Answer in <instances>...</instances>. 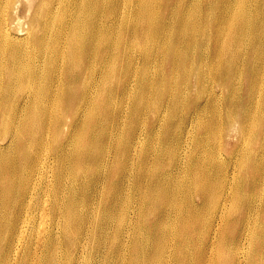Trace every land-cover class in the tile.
<instances>
[{"label":"bare ground","instance_id":"bare-ground-1","mask_svg":"<svg viewBox=\"0 0 264 264\" xmlns=\"http://www.w3.org/2000/svg\"><path fill=\"white\" fill-rule=\"evenodd\" d=\"M127 1L0 0V102H20V112L25 113L32 107H43L44 102L50 101L56 106L58 104L56 108L59 111L55 122L51 117L47 119L34 112L25 118L21 116L15 119L13 114L0 111V229H13L12 232L0 231V247L4 250V253L0 252V258L9 261L8 255L17 256V247L21 244L22 249L27 248L28 255L37 260L44 254L43 247L47 245V249L52 251V257L43 264H201L203 259L215 264H252L254 257L251 255L242 253L238 256L243 259L232 257L237 247L258 246L252 236L251 220L261 212L264 216V170L255 161L250 162L249 143L246 140L241 141L242 145L239 143L237 151L230 155L227 163L216 164L220 166L217 171L222 181L226 178L227 181L233 180L235 187L244 190L246 194H241L238 204L233 206L230 189L219 192V198L213 186L208 211L216 216V223L210 227L211 235L205 239L208 245L206 250L200 253L193 243L182 240L181 257L168 259L166 241L172 239L174 234L196 232L203 210L191 207L173 210L170 198L157 194L147 199L153 206L146 214L153 217L150 224L146 223L145 215L138 209L134 212L135 217L130 218L131 207L134 203L138 205V198L136 196L122 202L121 190L125 181L119 177L121 170L117 160L121 148L113 144L115 133L112 131L107 137L96 136L93 131L95 125L89 121V114L102 113L104 106L93 109L89 114H85V111L76 122L70 119L74 117V109L77 110L88 100L92 86L98 88L108 83L110 78L117 76L118 67L123 63L131 65L127 74L143 93L152 94L153 98L168 93L164 90L171 88L170 83L161 82L158 86L152 79L150 73L156 72L155 65L140 66L141 61H150L162 65L163 78L178 77L184 81L182 89L169 93L178 98L166 106L173 107L181 118L191 114L182 133L187 148L188 140L195 136L191 127L198 120L197 116L203 115L204 108L195 102L196 99L189 101L180 96L189 91L190 85H199L201 80L208 77L207 71L201 74L194 67L203 64V56L190 46L188 37L194 34L199 25H204L203 32L197 35L195 42H205L213 37L215 45L212 44L211 48L217 58V52L227 47L236 33L241 31L250 39L252 16L258 19L260 27H264V12L256 4L258 0H213L208 10L212 15L194 14L183 22L188 29L179 31L161 22L175 20L176 17L166 11L167 8L162 7L163 4L158 0H136L139 2L138 7L128 6ZM231 1H238V7L235 8ZM89 2L102 6L105 13L108 9L115 19L114 26L102 28L96 24L95 19L99 20L105 13L92 17L88 12ZM117 11L121 12L120 15ZM132 17L135 23L131 22ZM224 25L226 29L222 30ZM107 31L120 37L119 43L108 49L102 44L103 39L107 38ZM135 41H156L160 47L158 52L151 49L143 55H137L132 50ZM155 52L160 57L154 55ZM255 52L245 62L250 68L244 65L234 71L228 66L222 71L220 80L225 82L234 74L241 76L254 66L264 71V63L260 57H255ZM108 57L116 67L105 68L104 63ZM219 58L221 61L226 60L224 55ZM25 62L29 63L26 68L22 67ZM64 82L82 86L78 91L76 86H67ZM31 85H41L39 92H33ZM120 86L125 90L127 85ZM213 102L211 96L208 105ZM221 104L219 100L215 109L222 111ZM68 106L72 108L71 112L65 110ZM144 106L145 101L141 100L137 111ZM157 107L152 102L153 111L149 114L155 123L150 129L151 133L161 127L162 119L156 121L160 114ZM243 112L247 119L242 123H238L230 111L226 112L227 126L230 129L238 127L236 133L239 140L244 129H254L258 124L250 117V112L245 109ZM79 125L80 131L70 132ZM10 135L15 136L14 142L9 138ZM28 140L35 143V146H25ZM102 145L109 147L107 152L97 150ZM230 146V141L225 144L220 141L214 152H221ZM199 149L200 145L197 144ZM179 151H182V156L174 166L180 174L185 173L193 163L197 164L200 158L197 154L191 156L184 149ZM263 158L264 155H260L255 160L262 161ZM94 165L105 169V173L97 180L98 185L107 189L104 198L113 196L116 201L105 209L104 220H95L92 226L88 218L93 216L92 212L82 215L75 210L71 195L86 193L82 188L76 189L72 183L79 181L82 176L87 181H94L85 173L77 176L81 167L91 168ZM230 170L238 173V176L230 174L227 177ZM191 174L192 180L189 183L177 175L174 184H188L190 192H195L202 201L211 185L204 183L205 173L200 169L195 168ZM144 181L156 187L160 184V179L155 175L141 176L140 184ZM249 192L258 194L259 199L247 203ZM86 194L89 195L90 191ZM97 194L103 198L99 192ZM66 198L68 201L65 202ZM158 213H162L160 218L157 217ZM170 216L174 218L175 225L163 227V218ZM45 217L51 220L49 225L43 220ZM233 221L235 224L231 225ZM144 223L147 224L148 236L145 240L148 242L146 250L139 251L135 231ZM258 232L264 233V227ZM100 238L108 241L102 244L98 242ZM228 239L232 243L230 249L225 247ZM58 254L69 256L65 259L58 257Z\"/></svg>","mask_w":264,"mask_h":264},{"label":"rangeland","instance_id":"rangeland-1","mask_svg":"<svg viewBox=\"0 0 264 264\" xmlns=\"http://www.w3.org/2000/svg\"><path fill=\"white\" fill-rule=\"evenodd\" d=\"M212 1L213 0H158L159 3L163 4L162 7L167 8L166 11L173 13L176 17L175 20H162L161 22H166L167 26L177 28L179 31H186L188 27L183 22L192 17V15L197 13L201 16H206L208 14L212 15L208 13ZM230 3L235 6V8L238 7V1H231ZM127 4L130 7L139 6V2H136V0H128ZM256 4L264 12V0H258ZM88 7V12H90L92 17H98L104 12L102 6H95L92 2L88 3ZM211 9L213 10V6ZM117 13L120 15L121 12L117 11ZM111 15L112 14H110L107 9V13H105L103 17L99 20L95 19L96 24H100L102 28H111L114 26L115 20ZM128 15L127 13L126 16L128 17ZM251 19L253 27L250 30V39H247L240 31L231 38L227 47L217 52L219 56L224 55L226 57L225 61H221L219 56L217 58L214 57V49L211 48V45L214 44L213 37L205 42L201 40L195 42L197 35L203 32L202 29L204 25H199V28L194 34L190 35L187 39V41H191L190 46L198 50L203 56V64H198L194 67L200 70L201 74H203L204 71H207L208 74V77L201 80L199 85H190L189 91L180 96L189 101L196 99L195 102H199L204 108L203 115L197 116L198 120H196L195 124L191 127L195 136L188 140L187 148L185 147V136H183L182 133L185 130L186 122L189 121L188 116L191 114L181 118L180 114L173 107L166 106L167 103H172L178 98L169 93H174L182 89L184 87V81L179 80L178 77L163 78L162 65H156L150 61H141L140 66L143 67L145 64L146 66L148 64L155 65L157 69L156 72L150 73L152 79L158 86H160L161 82H165L166 84L170 83L171 88L169 90L163 89L168 93L154 98L152 94L143 93L135 80L127 74L131 65L129 63H123L118 67L117 76L110 78L108 83H103L98 88L94 85L92 86V91H90L88 100L84 105L78 107L77 110L74 109V117L70 119L72 122H76L79 120V115L83 114L85 111V114H89L93 109H100L102 105L104 106V111L102 113L89 114V121L95 125L93 131L96 136L107 137L112 131L115 133L116 140H114L113 144L121 148L120 156L117 160L121 170L119 177L125 181L121 190L122 202L135 198L136 196L138 198V205L134 203L131 207L130 218L135 217L134 212L138 209L145 215L146 223L150 224L153 221V217L146 214L152 210L153 206L147 199L154 198V195L157 194H159L160 197H169L170 203L171 201L173 202V206H171L173 210L187 207L203 210L202 219L204 218V220L201 221V219L198 221V230L196 232H191L186 235L174 234L172 239L166 241L169 254L168 259H177L181 257L180 245L182 240L193 243V246H197V250H200V253L206 250L208 245L205 239H208L211 235L210 232L212 230L210 227L214 226L216 223V216L208 211L213 186L215 190L214 193H216L215 195L219 198H221L219 192L230 189L229 191H231L232 196L231 203L233 206L238 204V199L241 197V194H246L244 190L240 191L235 187L233 180L227 181L226 178L222 181L221 174L217 171L220 166L216 165L218 163H227L230 155L237 151L239 143L242 145V140H246L249 143L250 162L253 163V161H255L261 166V169L264 170V158L262 161L255 160L260 155H264V71L254 66L243 72L241 76L234 74L231 79L225 82L220 80V75L225 68L229 66L232 67L234 71L241 69L245 65L247 57L253 55L254 50H256L254 54L255 57H260L264 63V27L259 26L256 17L252 16ZM134 21L135 18L132 17L131 22L135 23ZM224 29H226L225 25L222 27V30ZM119 39L120 37L111 35V33L107 31V38L103 39L102 44L108 49L118 44ZM159 47V43L156 41H143L141 43L135 41L132 44V50L135 51L137 55H143L151 49H156L158 52ZM157 52L153 54L160 57V54H157ZM140 58H142V56L137 58V60ZM110 60L111 58L108 57L107 61L104 63L106 69L116 67ZM36 65H39V62H36ZM28 66V62L22 64L24 68ZM244 67L250 68V65H245ZM85 75L88 76V74ZM232 78L235 79L232 80ZM64 83L67 86H76L78 91L82 86L75 85L74 83ZM205 83L207 86H205ZM120 85L127 86L124 90V87L122 88ZM30 88L33 92H37L39 88H41V85H31ZM114 89H116L115 92H112ZM211 96H213L214 102L209 106L208 100ZM141 100L145 101V106L137 111V105ZM219 100L222 101V111L215 109ZM152 102L157 104V110L160 111L156 121L162 119L160 122L161 127L154 133H151L150 130L153 123H155L149 114L153 111ZM227 103L230 105L228 106ZM56 107H58V104L56 106V104H51L50 101H47L44 102L43 107H32L28 112L21 113L20 109H22V106L20 102H0V111H4L5 114L9 115L13 114L15 119H20L21 116L25 118L30 112H34L45 116L47 119L51 117L52 121L55 122L59 113ZM244 109L250 112V117L256 120L258 124L254 129H244L242 131V138L239 140L236 133L238 127L236 129H230L227 126L226 112L227 110L230 111L236 117L238 123H242L247 119L246 113L243 112ZM65 110L71 112L72 108L68 106ZM16 111L19 112L16 113ZM81 117L83 118V115ZM11 120H13V118ZM45 124L49 125V123ZM80 130L81 125L73 127L70 132H78ZM53 135L54 134H51V136ZM63 135H61L62 139L64 138ZM9 138L13 142L15 141V136L10 135ZM220 141H222L223 144L230 141L231 146L225 147L221 152L215 153L214 151L217 149ZM197 144L200 145L199 150H197ZM30 145L34 147L35 143L28 140L25 146ZM107 149H109L107 145H102L98 147L97 150L107 152ZM183 149L186 150L188 154L190 153L191 156L197 154L200 160L197 164L193 163L185 173L179 174V169L174 166V163L182 156V151L179 150ZM195 168L205 173L204 183L211 185V189L206 190L207 196L202 201H200L195 192H190L188 184H174V178L177 175L182 176L184 181L189 183V181L192 180L191 172ZM83 173L94 179V181H87L85 176H82L79 181L72 184L76 189H84L86 193L90 191V194H72L71 199L74 201V205H76L75 210L81 212L82 215H86L89 211L92 212L91 215L93 216L88 218L91 219V225L93 226L95 220H104L105 209L116 201V197L109 196L108 198H104L107 194L105 192L107 189L97 184V180L105 173L104 168L97 165L91 168L81 167V172L79 173L78 171L77 176ZM230 174H234L235 177L238 176V173H233L230 170L227 177ZM144 175L148 177L155 175L158 177L160 179L159 186L156 187L154 184L150 185L147 181L140 184L141 176ZM235 179L238 180V178ZM98 192L103 198L99 197L97 194ZM1 196L2 194L0 193V198ZM233 197L235 199H233ZM259 197L258 194L249 192L246 201L251 204L257 201ZM66 201H68V198L65 199V202ZM240 210H242V208H240ZM161 215L162 213H158L157 217L160 218ZM43 220H45L48 225L51 223L48 217H45ZM119 220L121 219H118V221ZM251 221V231L254 233L252 236L254 237L255 244L258 246L256 248L237 247V249L233 250L232 257L235 256L237 259H243L238 258V256L245 253L246 255L254 257V262L252 264H264V233L258 232L264 227L263 213L261 212L259 215L255 214ZM146 223L142 224L135 231L138 236L137 247L139 251L146 250L145 245L148 242L145 240L148 236ZM163 223L165 224L162 225ZM234 224L235 221H233L231 225ZM161 225L163 227L174 226V218L171 216L167 219L163 218ZM1 230L7 232L13 231V229L7 230L5 228L0 229V231ZM224 231H227V229L224 228ZM107 241L106 238H100L98 240V242L102 244ZM231 246V240L228 239L225 247L230 249ZM17 250V256L8 255L10 257L9 261L1 260V257L0 264H43L50 261L52 257V251L47 249V245L43 247L44 254L39 260L30 257L27 253V248L23 250L21 244L18 245ZM0 252L4 253L2 247H0ZM68 256L69 255L61 256L58 254V257L65 259L68 258ZM141 258H144L143 255H141ZM201 264L215 263L203 259ZM242 264L246 263L242 262Z\"/></svg>","mask_w":264,"mask_h":264}]
</instances>
